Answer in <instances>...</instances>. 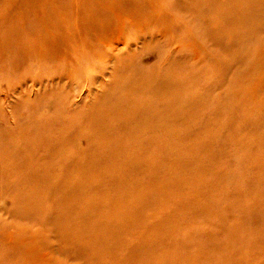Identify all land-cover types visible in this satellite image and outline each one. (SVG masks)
Returning <instances> with one entry per match:
<instances>
[{"label": "bare ground", "instance_id": "6f19581e", "mask_svg": "<svg viewBox=\"0 0 264 264\" xmlns=\"http://www.w3.org/2000/svg\"><path fill=\"white\" fill-rule=\"evenodd\" d=\"M171 4L174 5L172 0L113 2L116 11L127 19L123 28L130 23L147 34L155 33L147 23ZM182 5L184 10H175L174 6L170 10L188 18L200 59H193L183 48L180 57L163 68L162 73L168 78L161 79L156 70L155 74L152 70L141 74L135 71L134 60L140 62L142 56L134 54L138 59L133 60L132 74L122 86L119 83L111 90H102V96L89 109L87 125L74 122L68 131L48 134L51 122L62 114L59 100L63 97L58 93L52 94L56 101L42 136L19 125L13 131L0 129V199H12L11 206L0 205V217L10 214L30 218L42 230L49 231L51 240L54 237L57 243L51 246L42 235L35 237L32 245L19 243L28 262L52 264L50 252L40 253L45 247L49 251L61 249L62 257L87 258L92 264H137L135 255L141 264H153L161 250L172 247L174 259L187 264H209L205 260L214 256L213 250H224L227 264H250L244 259L251 253L250 247L245 251L240 246V225L226 227L222 215L230 212L244 216L253 209L264 213V69L256 76L241 69L255 58L240 48L252 46L253 41L248 40L256 37L260 24H264V13H256L264 8V0H183ZM182 11L187 15L180 14ZM116 21L119 30L116 29L115 41L119 44L125 32L119 36L121 27ZM161 26L174 33L173 40L186 36L183 30L176 32L170 23ZM77 39L81 44L85 40L91 44L90 29L84 28ZM147 46L153 51L158 48L154 44ZM203 51L209 52V59ZM35 54L31 70H37L36 62L42 60L52 65L45 79L59 73L79 81L85 74L82 67L89 64L86 56L90 52L79 50L76 58L81 64L67 56ZM32 55L27 54L29 59ZM0 61L12 65L2 42ZM256 64L260 71L264 59H257ZM31 80L36 83L35 77ZM200 86H205V93L198 97ZM217 91L219 95L215 94ZM207 106L220 113L219 122L214 123L211 115H206ZM56 111L59 115L54 114ZM83 112L85 108L79 109V115ZM193 114L199 119L197 123ZM184 127L188 130L182 133L179 129ZM191 132L195 135L192 139ZM230 134L232 140L226 138ZM252 139L255 141H248ZM216 148L234 162L253 165V189L242 188L252 179L238 170L234 173L240 175L233 173V177L202 164V159L212 161ZM55 168L57 175L52 174ZM228 178L237 182L233 186L235 193L243 198V193L248 195L251 202L243 200L231 208L218 206L226 201V192L230 193L224 186ZM27 189L30 192H25ZM206 201H213L218 210L207 206ZM168 206H173L170 214L163 211ZM214 209L219 216L215 226L225 229L228 236L225 241H217L211 228H201L207 243L198 246V258H193V252L177 241L182 225L187 227L190 223L182 220L183 212L192 210L197 215L203 210L214 213ZM168 224H172L171 229H166ZM261 236L264 233L258 239ZM186 243L188 247L189 238ZM40 255L47 263L39 259ZM204 257L194 263V259ZM170 264L182 263L175 260Z\"/></svg>", "mask_w": 264, "mask_h": 264}, {"label": "rangeland", "instance_id": "374dc122", "mask_svg": "<svg viewBox=\"0 0 264 264\" xmlns=\"http://www.w3.org/2000/svg\"><path fill=\"white\" fill-rule=\"evenodd\" d=\"M113 2L114 0H0V42L6 45V53L10 64H12L8 66L0 61V129L13 131L17 130L16 126L19 125L42 136L47 129L53 103L56 101L52 94L58 93L63 97L59 100L62 102L60 109L62 114L57 121L51 122V129H49L48 134L56 135L59 132L68 131L73 127L74 122L87 125L89 109L95 104L96 98L102 96V90L106 87L111 90L119 83V86H122L125 78L132 74L133 60L138 59L134 54L141 53L142 56L140 62L134 60L135 71L141 74L144 70H152L155 74L156 70L158 78L162 76L161 79L168 78V75L162 73L163 68L172 63L175 57H180L183 48L188 51L187 55L192 56L193 59L199 58L194 29L190 28L187 17H180L175 15L179 13L174 12V9L178 7L184 10L183 0H172L174 5L171 4L166 10H161L155 14L153 22L147 23V27H153L154 34L144 33L140 26L130 23L131 26L126 24L123 28L122 24L127 19L116 11ZM173 6L174 9L170 10ZM188 7L189 5H186L187 12ZM186 11H182L180 14L187 15ZM259 11H261L260 16H262L264 8L257 9L256 13L258 14ZM115 20L120 23L119 36L125 32L123 42L119 44L115 41L116 29L119 30V25L117 21L115 23ZM204 20L207 22L208 17L205 16ZM166 23L172 24L176 32H179V29L183 30L186 36H182L181 40L179 38L173 40L172 34L174 33L166 31L161 26V24ZM260 26L257 36L248 40L253 41L252 46L240 47L242 53L255 58V60L250 61L249 66L245 68L243 65L241 66V69L249 70L252 75L261 74V69H264L263 64L258 71V65L261 63L256 64L257 59H264V24L261 23ZM84 28L91 31V44L87 40L81 44L77 39L78 34H82ZM150 44L158 45V48L153 51V48L147 46ZM79 50L90 52L86 56L89 64L82 67L85 73L82 80L76 81L70 76L59 73L51 79H45L53 68L44 60L36 62L37 70H31L34 65L33 62H35L31 58L37 57L35 53L45 52L54 56H67L71 57L68 60L81 64L76 58ZM29 52L33 53L30 59L27 56ZM203 55L208 57L207 59L210 58L208 51H203ZM215 57L219 58L218 55ZM19 58L25 60L22 63H17L16 60ZM33 74L35 75L32 76ZM31 77H35L36 83L32 82ZM241 79L240 77V82L244 83L245 79ZM138 83L140 86L142 85L140 80ZM55 90L58 91L53 92ZM219 92L217 91L215 94L219 95ZM204 93L205 86H200L197 90L198 97ZM83 108H85V112L79 115V109ZM206 109H208L206 115L208 117L211 115L214 123L219 122L220 113L214 107L210 109L207 106ZM54 114L59 115L58 111ZM193 119L196 123L199 120L194 114ZM116 126L118 127V124ZM179 130L184 133L188 128L184 127ZM196 133L199 138L200 133L197 124ZM191 135V139L195 137L193 132ZM228 137L230 140L233 138L232 134L226 138ZM248 141H255V139ZM217 150L218 148L214 150L216 151L213 154L215 156L210 155L212 161H209V158L202 159L201 162L204 166H208L215 172L226 171L232 176L234 171L238 170L241 174L244 173V177L247 179L252 177L251 172L254 173V168L253 165L249 164L250 162L239 164L234 162L232 157L222 155V152ZM52 174L57 175L58 169L55 168ZM234 175L239 176L240 173L236 172ZM241 177L243 178V176ZM254 178H251V183L243 184L242 188H245V191L253 189ZM207 179L210 180L209 177ZM133 180L136 181L137 178ZM235 184L237 182L233 178H228L225 181L224 186L230 193L226 192L225 198L228 197L226 201L218 204L219 207L226 205V207L231 208L233 204L236 206L237 202L240 203L243 200L251 202L248 195L243 193V198L235 193L237 191L233 188ZM25 192L30 191L27 189ZM1 198L0 205L8 207L12 205L11 198ZM206 205L218 210L217 204H214L213 201H206ZM215 209L214 213L213 210L211 213L203 210L197 215H194L192 210H184L183 212L185 217L182 220L190 221V223L187 227L182 225L181 235L177 241L179 246L193 252V258H198L199 252H196L198 246L207 243V237L201 236V228H211L214 232L212 236L217 241H225L228 236H226L225 229L215 226L214 221L219 218ZM163 211L170 214L173 211V206L164 207ZM0 219L2 222L0 225V263L2 264H39L38 260L32 263L28 262L25 258L27 253L23 252L22 246L19 245V243L32 245L34 238L39 235L48 239L51 246L57 244L54 237L51 240L49 231L42 230L30 218L15 217L8 214L3 215ZM222 219L226 221V227L231 226L232 228V225H240V246L245 251L249 247L251 250L248 257L245 255L244 259L250 264H264V236L258 239V236L264 233V213L258 209L250 210L244 216L226 212L222 215ZM171 226L172 224H168L166 229H171ZM187 238H189L188 247ZM166 250L164 248L158 253L153 264H170L175 260L187 264L180 259H174L173 253L170 252L172 247ZM223 251L213 250L214 256L208 257L209 260L204 257L194 259V263L206 259L205 261H208L209 264H227L223 259ZM47 252H50L54 258L52 264H92L89 262L91 260L87 258L62 257L61 249L49 251L42 247L40 250V253ZM39 257L41 261L47 263V259L43 255ZM139 259V256H133V260L137 261V264H141Z\"/></svg>", "mask_w": 264, "mask_h": 264}]
</instances>
